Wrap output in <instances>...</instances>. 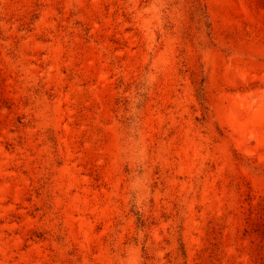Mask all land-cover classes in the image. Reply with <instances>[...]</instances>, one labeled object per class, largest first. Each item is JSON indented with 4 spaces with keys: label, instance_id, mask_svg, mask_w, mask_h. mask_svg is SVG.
<instances>
[{
    "label": "rangeland",
    "instance_id": "374dc122",
    "mask_svg": "<svg viewBox=\"0 0 264 264\" xmlns=\"http://www.w3.org/2000/svg\"><path fill=\"white\" fill-rule=\"evenodd\" d=\"M0 264H264V0H0Z\"/></svg>",
    "mask_w": 264,
    "mask_h": 264
}]
</instances>
